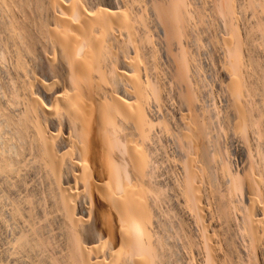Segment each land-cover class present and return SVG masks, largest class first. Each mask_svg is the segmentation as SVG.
Returning a JSON list of instances; mask_svg holds the SVG:
<instances>
[{
	"label": "rangeland",
	"instance_id": "374dc122",
	"mask_svg": "<svg viewBox=\"0 0 264 264\" xmlns=\"http://www.w3.org/2000/svg\"><path fill=\"white\" fill-rule=\"evenodd\" d=\"M85 1L86 0H84L83 2H80V4L85 3ZM89 1L90 0H87V2H89ZM91 1H94V2L96 1V3H97V2H100L102 0H100V1L99 0H91ZM122 1L123 0H119V1L117 0V3H120L119 7L121 6L120 7L121 9H126L127 13H129L128 15L130 16L131 19H135L136 22L138 21L137 24L134 22V24H135L134 29L136 28V30H133V35L135 33L134 36L137 35L136 37H138L139 39L138 38L136 39V37H135L134 41L140 40L137 42V44L139 42H144L143 39L145 37H143L142 33L145 32L146 33L145 35H147V37L145 38L146 41L144 43H141V44L139 43V44H140V46L142 45L144 48L147 46L146 48H148L149 50L147 49V51H143V50H146V48L143 49V47H139V44L138 45L136 44L138 46L139 51H138V49L134 48L138 51V53L141 52V53H139L140 54L139 58H140L141 62H140V60H138V62H137V60L135 59V58H138L137 56H139V55H137V53H136L137 56L135 55V53L133 52L134 49H132V47L129 50L127 49V53L130 50H132L129 52L130 55L129 54L127 55V58H128L127 60H129L128 61L129 64L132 63L130 65V67L132 66L131 70L133 71V69H134V71L132 73L134 75H136V78L143 80L142 82H144L145 85L147 86L146 87L143 84V87H145L144 89L145 90L147 89L148 91H147V93L145 91V93H146L145 97H144L145 101L142 100L141 104H143V102L146 104V105L143 104L142 109H143L144 113L148 110L145 114H146V116L149 117V118L147 117L149 120L151 119V122H152L151 123L152 126L150 125L152 130L149 129L151 132L149 131V134H148L149 139L147 138L148 140H146L145 141L146 143L143 144V146L146 145L144 149H145V151H147V153L144 151L143 148H142L143 149L142 151L140 150L141 147H139L137 141H133V140H136V139H133V132H132L133 128H131V129L128 128L129 131L126 130V132H125V135L127 137L126 144H128L129 142L132 144V142H134L132 145L136 144L137 146L135 145V146L131 147L132 145L128 144L127 151L125 153L126 155H123V156H124V158H126L128 156L127 157L128 161H125V162L129 163V165H128L129 167L132 166V164H130V162H131L130 157L133 155L132 152L133 151L135 152V150H137V149H139V151H140V152H138V150H137L136 151L137 154L140 153V154H143L144 156H146L147 158H148V156L150 157V163H152V164L149 163L150 164L149 170L151 171L150 173L152 176V182L147 184L148 186L145 189V191L143 192V194L145 193L146 196L144 197V195H143L141 197H143L142 198L143 201H147V202L150 201L151 205H148V206L149 207L152 206L151 213H154L153 215L155 216V218L153 219V222L155 224L153 223V225L155 226L154 230L156 231V234L158 236V237L157 236L156 237L159 238V240H157L156 243L158 245L157 252H159L158 254L161 253L160 256H162L160 259L161 260L160 262L163 264H215L216 262H218L216 264H253V262L255 261L257 264H264V259H263L264 258V253H263L264 249L262 251L257 250L256 251L257 253H255L254 255L253 254H251V255L247 254V253H251L250 251H253V250H251L252 245L250 244L251 243L250 242V235H249L250 233L248 232L249 229H247L248 225H247V222H245L247 220V219L245 220V217L247 216V214L245 216L244 213H246V211L249 210L252 207V205L249 203V199L246 195V192L242 193L243 191H245L244 188L243 189L238 188V186L235 187V185L232 186V184H233L232 182H234L235 179H239V180L242 179L241 181H243V179L246 177L244 179V182L248 181L249 178L256 179V181H257L255 183L256 187L259 190H261V193H260V191L257 189L259 191V193L261 194L260 198L263 197L262 201H261V199H259L260 203L262 202L261 205L263 204V207H261V209L262 208L264 209V194L262 195V193H264V186H263L264 185V182H263V180H264V174H263L264 173V158H263L264 157V154H263L264 153V138H263L264 137V85H263L264 84V37H263L264 36V8L261 5V3H263L264 0H261L260 3L258 2L259 0H255L259 3L258 4L257 2H255L256 6L253 5L254 4L253 0H251V1H253V3H251L250 0H230L232 2V5H231V2L229 3V8L232 7L230 9V10H232L231 13L229 12L228 9H226L228 4L225 3V2H229V0L228 1L227 0H215L216 2H214V0H211V3L213 2V4H214L213 7H212V4H210V2L208 3V5L206 4L210 0H208V1L207 0L206 1L205 0H180L179 6L182 7V11L184 13L183 14L184 15L183 21L185 20L184 22L182 21V24L184 27L183 28L184 32L182 33L183 35L180 37L181 39L179 37H175L176 38V39L174 38L175 40L173 38H170V39H172L171 41H170L169 37L165 38L167 35H163L164 33L162 32V28H161V25L159 22H161L162 26L167 29V33H168V23H167L168 18L163 13L161 6H163L164 4L167 5L169 3L168 1L172 2V0H164L163 3H162V0L161 1L160 0H146V1L145 0H143V1L142 0H139V1L136 0L135 3H134L135 0H128V1H131L130 4H128L129 2L127 0L126 1L124 0L123 3H121ZM223 1H224V3H223L224 5L222 4ZM235 1H236V3H235ZM194 2H195V4H194ZM137 3H139V4H137ZM180 3H182V4H180ZM203 4H205V5H203ZM122 5H124L123 8H122ZM140 5H142V6L140 7ZM150 5H152L153 7ZM193 5H194V7H193ZM206 5H207V7H206ZM187 6H190V7L187 8ZM220 6H222V7H220ZM135 7L138 8V11L133 13L135 10ZM137 8H136V10H137ZM221 8H223V9H221ZM234 8L237 10H235ZM199 9L202 11H200ZM143 10L145 12H142ZM224 11H226V12H224ZM152 12H154V14ZM236 12H238V13H236ZM139 13H141L142 15H143V13H145L144 16H140V17H142V20L139 17V15H141ZM188 13H189V15H188ZM136 14H137V16H135ZM199 14H200V16H199ZM131 15H133L134 18H132ZM205 15L208 17H206ZM136 17H138V18L136 19ZM156 17H158V18H156ZM146 19L148 22L146 21ZM1 22H2V20H0V25H1L0 26V40H1L0 41V84H1L0 85V109H1L0 110V116H1L0 117V144H1L0 148L2 146L3 149L2 148L1 149L4 152H6L5 150L7 149L8 153H6V154L8 156H12V157L15 156V158L18 157L19 159L17 158L18 160H17V164L15 166L16 169H14V172L13 171L11 173H10V171L9 172H0L2 174V175L0 174V264H38V263L39 264H62V263L64 264L65 262H66L65 264H77L75 262V260L72 259L73 258L72 257L73 248L71 250L72 244L70 242L71 240L69 239V233H67L69 231H68L67 227H65L66 226V225H64L65 223L61 220V216H60L61 213L59 212L60 206L58 208V205H59L58 204L59 203L58 198L54 199L56 192L53 188L51 180L48 177H45V176H47L46 172H44L45 171L44 168L41 165H39L40 162L35 159V157H36L34 154L35 152L33 150H31L32 149L31 147L26 146L28 149L30 148L29 150H26V147H23V149L25 148L24 152H23L24 154L22 153L19 156H17L18 151H19V145L18 144L20 143V141H19V138H18L17 133L15 131L16 129L13 127V125H11L12 123L8 122L7 116L3 115L5 112L6 113L8 112L7 113L8 118H10V116L12 115L14 117L12 118V116H11V118L14 122H17L19 120L18 119L19 115H20L19 112H21L20 110L22 108V105H21L22 103L20 101H22V99H23L22 98L23 96H21V94H23L27 90L24 86L25 81H23V79H24V77L22 76L23 73L19 69V67L17 68V66H16L17 64H16V62H14L16 60L15 57H13L11 55L10 51L8 52V50L10 48L7 47L8 46L7 35H6L7 32H5L6 30L3 29L4 26ZM139 22L141 24H147L148 27H146L145 25L139 24ZM144 26L146 27V29L145 28L142 29L143 31L141 29H139V28H142ZM158 26H160V29ZM234 27H235V29H234ZM147 28H148V30H147ZM137 29L141 30L140 32L138 31L140 33V35L137 32ZM149 29H151V30H149ZM146 30H147V32H146ZM148 31L151 33H149ZM185 31H187V32H185ZM233 32H234V34H233ZM2 33H4V34H2ZM231 33L233 35H231ZM235 35H236V37H235ZM232 37H234V38H232ZM147 38H148V40H147ZM150 39H152V41ZM216 39L219 41L216 42ZM231 39H232L233 43L231 42ZM236 39H239L240 41L236 40ZM233 40H236V44H237V42L239 43L238 45L240 46V49H241V50H239L240 57H239V64H238L239 67L237 66V68H236L237 73H235L236 70L229 68L230 64H228L224 60L225 63L227 64V66H226L227 69L229 68L233 72L230 71L229 69L225 70L226 67L224 66L225 67V69H224V67H223L224 61L222 60V58L225 56V53L227 51H233V50L229 49L228 47H226V45L228 46L229 44L233 45L235 47L236 44H234L235 42ZM131 41L133 44L132 39H131ZM214 42H215V44H214ZM132 44H129V45L137 47L135 44L134 45H132ZM10 45H12V44H10ZM164 45H165V47H164ZM230 45H229V47H230ZM216 47H217V49H216ZM238 47H237V49H238ZM219 48L223 49V50L221 51ZM140 49L142 51H140ZM235 50H236V47H235L234 51ZM131 53L132 54L134 53V55H132ZM147 54H149V55H147ZM219 54H222L223 56L219 55ZM141 55L143 57H141ZM129 56L134 57V58H131V59H133L132 61L129 59ZM149 57H151V58H149ZM182 57H184V58H182ZM220 57H221V59H220ZM141 58H143V59H141ZM146 58L148 60H150L149 61L150 63H148V60L146 61ZM134 59L136 60V62ZM156 59H157V61H156ZM13 62L15 63V65L13 64ZM137 63H138V65H139V63H142L143 66L140 64V66H141L140 67L137 65ZM172 63H174L175 65ZM2 64H4V65H2ZM144 65L146 66L145 68H144ZM137 66L142 69V71H140L141 69L139 70V73L136 72L137 68H138ZM151 66H152V68H151ZM230 67H232V66H230ZM14 68H16V69H14ZM146 68H148L149 71ZM13 70L14 71L16 70V73ZM145 71H147V72H145ZM150 71L154 72V73H151ZM224 71H226V72L228 71V72L226 73ZM238 71H240V72H238ZM18 73H20V74L22 73L21 76ZM143 73H146V74H143ZM233 73H235V75H238V74L240 75V77H239V75L236 77L238 80L240 79L241 81H245V82H241L242 84L239 82L238 83H239V85L241 84L240 87L242 88V91H243V99L245 98L244 103L248 101L247 103H245L246 105H244V106L246 109L249 107V109L252 112L251 117L254 118L253 121H254L255 127L253 125L252 130L254 132L252 131L250 133V141L248 142L247 139L245 141L246 137L243 140V143H245L246 146L248 144L252 146V148H250V149L252 151L251 153L254 156L252 154H250V155H252L251 157H253L252 158L253 161L250 158V161L252 162L251 165L249 164L250 162L247 161L248 159H246L240 152H238L239 145H237V144H239V143L236 142V140H235L236 128L233 129V127H236V125H235L236 120H234V118H233V114H232L233 110H232V107L229 103V97H228V95H229L228 92H230L229 90L231 89L228 83L230 82V79L235 78ZM199 76H200V78H199ZM15 77H16V79H14ZM19 78H20V80H19ZM174 79H175V81H174ZM227 79H229V80L227 81ZM235 79H233L231 81L234 82ZM150 80H151V82L153 80V82L151 83ZM181 80H183V81H181ZM17 81H18V83L20 81L21 82L19 84L17 83V85H16ZM6 82H8V83H6ZM172 82H174V83H172ZM21 83L23 85H21ZM180 83H181V85H180ZM189 83H191V84H189ZM173 84H175V85H173ZM223 84H224V86H223ZM242 85H244V86L242 87ZM156 87L159 90L156 89ZM226 88H228V89H226ZM252 88H254V89H252ZM152 89H155L156 93H155V90H152ZM21 90H22V93L20 92ZM155 94L157 95V97L158 96L159 97L157 98ZM129 97L131 98V99L129 98L130 101L134 100L133 97H131V96H129ZM196 100H197V102H196ZM155 101H157V102H155ZM16 102H17V105H16ZM158 103L160 104V106ZM191 110H192V112H190ZM210 113H211V115H210ZM134 116H136V115H134ZM136 117L139 118L138 115ZM137 118H135L136 121L134 118H133L134 120L132 118H131V120H133V122L136 123ZM173 118H175V119H173ZM16 119H18V120H16ZM131 120H130V122H131ZM164 121H166V122H164ZM234 121H235V123H234ZM135 123H133V124H135ZM180 123H182V124H180ZM131 124L132 123H130V126L133 127L134 125H131ZM214 125H216V126L214 127ZM234 131H235V133H233ZM131 132H132V136H131V134H129ZM134 133H136V132H134ZM128 134L130 135V137L128 136ZM233 134L235 136H233ZM161 135H163V136H161ZM16 138H18V139H16ZM248 138H249V136H248ZM130 139L132 142L130 141ZM199 141H200V143H199ZM234 145H236V146H234ZM251 146H249V147H251ZM10 147H11V151H10ZM128 148H130V150H128ZM155 148H157V149H155ZM30 150L32 152H29ZM137 154L134 153V155H137ZM24 155H26V156H24ZM261 157H262V159H261ZM29 158H30V161H33V160L34 161L33 162H29V160L27 161V159H29ZM151 158L153 159V161ZM170 158H172L173 160ZM186 158H188V159H186ZM211 160H212V162H210ZM187 161L189 163H191V162L192 163L189 164ZM23 163L25 164V166ZM187 163L191 166L192 175L194 174V171H193L194 169H195V175L197 174L196 178H195L196 182H195L194 177L192 176V178L194 180V188L196 189L197 192L194 189L192 192V190H191L192 187L190 185H188L189 183H188V181H186L188 179L187 176L189 174L187 173V171H185V168H183V167L189 166V165H187ZM228 163H229V165H228ZM18 164H19V166H18ZM193 164H194V166H193ZM22 165L24 166V168H22ZM26 165H28V166H26ZM250 166H252V167H250ZM155 167L157 169H155ZM198 167H199V169H198ZM37 168H38V170H37ZM42 168H43V170H42ZM131 168L132 167H130L128 170V171H130V175L132 173L130 170ZM196 169L198 171L199 170H201V171L198 172V171H196ZM18 170H19V172H18ZM253 171L257 172L258 176ZM246 172H248V173H246ZM259 173H260V175H259ZM186 174H188V175H186ZM233 174H234V176H233ZM254 174H255V176H253ZM261 174L263 175V177ZM161 176L163 179L161 178ZM235 176H237V177L235 178ZM132 177H134L133 173H132ZM259 177L260 178L262 177V179H259ZM232 178L233 179L235 178V179L233 180ZM241 181H239L240 184H241ZM244 182H242V183H244ZM258 182L259 183L263 182V185H261V183L259 184ZM49 183L52 186L49 185ZM230 183H232L231 186H230ZM259 185H260V187H259ZM197 186H199V187H197ZM233 187H235V188H233ZM97 188H98V186H97ZM165 188H167V189H165ZM228 188H230V190ZM214 189H215V191H214ZM239 189L240 190L242 189L243 191H240ZM186 190L188 192H186ZM234 190H236V191H234ZM52 191H54V193H52ZM148 191H149V193H148ZM33 192H35V193H33ZM132 192H134L133 187H132ZM164 192H166V193L164 194ZM216 192H217V194H216ZM231 192H233V193H231ZM189 193H191L192 195ZM127 194L130 195L131 193L129 194L128 192H126L125 196ZM45 195L47 197H45ZM189 195H191V198H189L190 197ZM193 196L195 197L196 200L194 199ZM198 196H200V197H198ZM158 197H159V199H158ZM192 199H193V201H192ZM193 202H194V204H193ZM191 203H192L193 207L191 206ZM227 203L231 204V205H228ZM147 204H149V203H147ZM195 205H197V206H195ZM226 205H228V206H226ZM182 206H185V207H182ZM229 206H231V208ZM225 208H226V212L228 210V213L224 212L223 209H225ZM250 210H251V212H249V213L247 211L248 214L252 213L253 207ZM230 211H232V212L230 213ZM200 216H201V218H200ZM203 217H204V220H203ZM203 222H205V223H203ZM244 223H245V226H244ZM154 226H153V228H154ZM204 226H205V228H204ZM246 229H247L248 233H245ZM258 229H260V228L258 227L257 230ZM180 233L181 234L183 233V235H182L183 237L181 236ZM64 234H65V236H64ZM179 235H180V237H179ZM246 235L249 237L246 238ZM248 240H249V242H247ZM68 242H69V244H68ZM192 242L195 244H192ZM242 242L244 243L245 246L242 245L243 244ZM109 245H111L108 248L109 252H111L110 255L114 258V254H115L116 249L113 247L111 242L109 243ZM214 245H215V248H214ZM250 245H251V248L249 247ZM69 246H71V247L69 248ZM54 247H55V249H53ZM111 247H113V249H115V250L110 251ZM216 247H218V248H216ZM200 248H201V250H200ZM236 248H238L239 250ZM243 248H244V250H243ZM108 249L106 250L107 252H108ZM188 249H189V251H188ZM210 249L212 250V252H214L213 253L214 255L212 254V252L210 253V251H211ZM247 249H249L250 251L246 252ZM192 250H193V252H192ZM215 250H217V251H215ZM42 251L44 254H42ZM51 251H52V253H51ZM256 254H258L256 256L257 259H255ZM127 255L121 256L123 258L126 257L125 259H127V260L124 259L123 260L124 262L122 260L121 261L124 264H127V263L131 264V262H129L130 258L127 257ZM189 256H190V258H189ZM249 256H252L251 257L252 260H254V259L255 260L253 262L250 261L251 258H249ZM123 258H121V259H123ZM211 258H212V260H211ZM55 260H56V262H55ZM68 260H69V263L67 262ZM188 260H189V262H188Z\"/></svg>",
	"mask_w": 264,
	"mask_h": 264
},
{
	"label": "bare ground",
	"instance_id": "6f19581e",
	"mask_svg": "<svg viewBox=\"0 0 264 264\" xmlns=\"http://www.w3.org/2000/svg\"><path fill=\"white\" fill-rule=\"evenodd\" d=\"M79 1L80 0H0V20H2L1 23L4 26L3 29L6 30L5 32H7V34H6L7 35V41H8L7 47L10 48L8 50V52L10 51L11 55L13 57H15L16 60L14 59L15 60L14 62H16V64H17L16 66H17V68L19 67V69L22 71L23 74L22 73L21 74L24 77L23 81H25L24 86L27 90L23 94H21V96H23L22 97L23 99H22V101H20L22 103L21 104L22 108L20 110L21 112H19L20 113L19 118H18L19 120L16 119L18 121L14 122L12 120V118L14 116H12V115H11L12 118L10 115H9L10 118H8V114H7L8 112L7 113L5 112L3 115L7 116L8 122L12 123L11 125H13V127L16 129L15 131H16L17 136H18L19 141H20V143L18 144L19 145V151H18L17 156H19L20 154H22L24 152L25 148L23 149V147H26V146L31 147L32 148L31 150H33L35 152L34 153L36 156V157L34 156L35 159L40 162L39 165H41L45 170L44 172H46L47 176H45V177H48L51 180L53 188L56 192L55 193L56 195L54 194L55 195L54 199L58 198V202H59L58 208L60 206L59 212L61 213V215H60L61 220L65 223L64 225H66L65 227H67V229L69 231L67 233H69V239L71 240L70 242L72 244V247L69 246V248L71 247V250L73 248V250H72V252H73L72 257L73 258L72 259H74L77 264H122L124 262L123 260L126 257L123 258L121 256H126L127 254L129 255V256L127 255V257L130 258L129 262H131V264H163L160 262L161 261L160 259L162 257V256H160L161 253L158 254L159 252H157L158 245L156 242H157V240H159V238H157L158 236L156 234V231L154 230L155 226L153 225V223H154L153 219L155 218V216L153 215L154 213H151L152 206L149 207L148 205H151L150 201L149 202L143 201V199H142L143 197H141L143 195H144V197L146 196L145 193L143 194V192L147 188V186H148L147 184L152 182V176L150 173L151 171L149 170L150 169L149 165L152 164V163H150V157L148 156V158H149L148 159L143 154H140V153L137 154L136 151L138 150V152H140L139 149L135 150V152L134 151L132 152L133 157L132 156L130 157V160H131L130 164H132V166H130V167H132L130 170L134 176V177H132V173L130 175V171H128L130 168L128 166L129 163L125 162V161H128L127 160L128 156L126 158H124V156H123V155H126L125 153L127 151L128 144H131L130 142L128 144H126L127 137L125 135V132H126V130L129 131L128 128L134 129V130L132 129L133 139H136V140H133V141H137L139 147H141V149H140L141 151L146 146V145L143 146V144H145L146 143L145 141L149 139V136H148L149 131L152 130L150 127V125L152 123L151 119L149 120L148 119L149 117L146 116V114H145L148 110L144 113L143 109H142L143 104L144 105H146V104L144 102H143V104H141L142 100L145 101L144 97H145V94L147 93L148 90L144 89L145 87H143V84L145 85V83L142 82L143 80L136 78V75H134L132 73L134 71V69H133V71L131 70L132 66L130 67V65L132 63L129 64V62H128L129 60H127L128 59L127 55L128 54L130 55L129 52L132 51V50H130L127 53V49L129 50V49H131V47H132V49H134V48L138 49L137 45L139 43L140 44L144 43L146 41L145 38L147 37V35H145L146 34L145 32L142 33L143 37H145L143 39L144 42H139L137 44V42L140 40L134 41L135 37L137 36V35L134 36L135 33L133 35V30H136V28L134 29V27H135L134 22L137 24L138 21L136 22L135 19H131L130 16L128 15L129 13H127L126 9H121L120 8L121 6L119 7L120 3H117V0H102V1L99 0L100 2H97V3H96V1L94 2V1L90 0L89 2H87V0H86L85 3H83V4L81 3L82 5L80 4V2H83L84 0L83 1L81 0L80 2ZM123 1L121 3H123ZM163 1L164 0H162V3H163ZM253 1H254L253 5L256 6L255 2H257V1H255V0H253ZM253 1H251V3H253ZM128 2H127L128 4L131 3V1H128ZM135 2H136V0L134 1V3ZM168 2H167L168 3L167 5L164 4L163 6H161L163 13L168 18L167 19L168 20L167 21L168 33H167V29L162 26L161 22H159V23L161 25L162 32L164 33L163 35H167L165 38H167V37H169V39L170 38L174 39L175 37L180 38L183 35L182 33L184 32L183 31L184 27L182 24V21L184 18V15H183L184 13L182 11V7L179 6L180 0L179 1L178 0H172V2H170V1H168ZM209 2H210V4H212V7H213L214 4H213V2L211 3V0L208 1L206 4L208 5ZM214 2H216V1L214 0ZM230 2L231 1L229 0V2H225V3L228 4L226 9H228L229 12L231 13L232 10H230V9L232 7L229 8ZM258 2L260 3L261 0H259ZM223 3H224V1L222 2V4ZM235 3H236V1H235ZM137 4H139V3H137ZM180 4H182V3H180ZM194 4H195V2H194ZM203 5H205V4H203ZM207 5H206V7H207ZM231 5H232V2H231ZM261 5L264 8V1H263V3H261ZM123 6L124 5H122V8H123ZM141 6L142 5H140V7ZM150 6H152V5H150ZM188 7H190V6H187V8ZM193 7H194V5H193ZM220 7H222V6H220ZM136 8L137 7H135V10L133 13L138 11V8H137V10H136ZM221 9H223V8H221ZM235 10H237V9H235ZM200 11H202V10H200ZM142 12H145V11L143 10ZM224 12H226V11H224ZM152 13L154 14V12H152ZM236 13H238V12H236ZM139 14H141V13H139ZM144 15H145V13H143V15L142 14L139 15V17L144 16ZM188 15H189V13H188ZM135 16H137V14ZM199 16H200V14H199ZM131 17L134 18L133 15H131ZM158 17H156V18H158ZM206 17H208V16H206ZM137 18L138 17H136V19ZM140 18L142 20V17H140ZM146 21H147V19H146ZM140 22H139V24H141ZM141 25H145L146 27H148L147 24H141ZM145 26L142 28H139V29H141V30L144 28L146 29ZM158 27L160 29V26H158ZM139 29H137V32L141 31ZM234 29H235V27H234ZM147 30H148V28H147ZM147 30H146V32H147ZM149 30H151V29H149ZM185 32H187V31H185ZM149 33H151V32H149ZM2 34H4V33H2ZM233 34H234V32H233ZM233 34L231 33V35H233ZM139 35H140V33H139ZM235 37H236V35H235ZM137 38L138 37H136V39ZM232 38H234V37H232ZM131 39L133 40V44H132ZM147 40H148V38H147ZM150 40L152 41V39H150ZM171 40L172 39H170V41ZM236 40H239V39H236ZM236 40H233L235 42L234 44H236ZM217 41H219V40L216 39V42ZM231 42H232V39H231ZM10 44H12V45H10ZM129 44H132V45L137 44L136 45L137 47L131 46ZM140 44H139V47H143L142 45L140 46ZM214 44H215V42H214ZM238 44L239 43L237 42V44L235 45V47H236L235 51H234L235 47L233 45L229 44L231 48L229 47V45L228 46L226 45V47H228L229 49H231L233 51H227L226 50L227 48H226L225 50L227 52L225 53V56H224L225 58L224 57L222 58L223 61L225 60L228 64H230V66H232V67L229 66V68L236 70L235 73H237V69H236L237 66L239 67V65H238L239 64V57H240L239 50H241L240 46ZM165 45H164V47H165ZM237 47H238V49H237ZM145 48L143 47V49H145ZM136 49H134L133 52L135 53V55H136V53H137V55H139V56L136 55L138 58H135L138 62V60H140V58H139L140 54L139 53H141V52L138 53L139 49H138V51ZM141 49H140V51L143 50V49L142 50ZM147 49L148 48H146V50H143V51H147ZM216 49H217V47H216ZM220 50L222 51L223 49H220ZM134 53L133 54L131 53V54L134 55ZM147 55H149V54H147ZM219 55H222V54H219ZM141 57H143V56L141 55ZM221 57H220V59H221ZM131 58H134V57L129 56V59L132 61L133 59H131ZM149 58H151V57H149ZM182 58H184V57H182ZM141 59H143V58H141ZM136 60H135V62H136ZM147 60L148 59L146 58V61ZM149 61L150 60H148V63H150ZM156 61H157V59H156ZM225 61L223 63V67L227 66ZM14 62H13V64L15 65ZM140 62H141V60H140ZM140 64L143 66L142 63H139V65L137 63L138 66H140ZM172 64H174V63H172ZM2 65H4V64H2ZM140 67H138L139 69L137 68L136 72L139 73V70L141 69ZM145 67L146 66L144 65V68ZM225 67H224V69H225ZM151 68H152V66H151ZM14 69H16V68H14ZM146 69H148V68H146ZM228 69L226 67L225 70H228ZM229 70L232 71L231 69H229ZM140 71H142V69ZM148 71H149V69H148ZM14 72L16 73V70ZM145 72H147V71H145ZM224 72H226V71H224ZM238 72H240V71H238ZM151 73H154V72H151ZM235 73H233V74L236 78L239 74L235 75ZM18 74H20V73H18ZM21 74H20V76H21ZM143 74H146V73H143ZM239 77H240V75H239ZM199 78H200V76H199ZM235 78H233V79H235ZM14 79H16V77ZM229 79H227V81ZM233 79H230V82L228 83L230 88H231L229 90L230 92H228L229 103H230L232 110H233V113H232L233 118H234V120H236V123L234 121L236 127H233V129L236 128V133H235V131L233 132V133H235L236 136L234 134H233V136H235L236 142L239 143V144H237V145H239V148L237 147L238 152H240L246 159H248L247 161L250 162L249 164L251 165L252 162L250 161V158L252 160L253 157H251V156L253 154L251 153L252 151L250 148H252V146L249 144L248 145L251 147H249L248 145L246 146L245 143H243V140L246 137L245 141H246V139L248 142L250 141V133L253 131L252 127L254 125V121H253L254 118L251 117L252 112L249 109V107L247 106L248 107L247 108L248 110H247L244 106V105H246L245 103H247L248 101L246 100L247 102L244 103L245 98L243 99V91H242V88L240 87V85L242 84L241 82H245V81H241L240 79H239L240 80L239 81L236 78L235 79L236 81L234 80V82H233V81H231ZM19 80H20V78H19ZM174 81H175V79H174ZM181 81H183V80H181ZM150 82H151V80H150ZM152 82H153V80H152ZM238 82L241 84L239 85ZM6 83H8V82H6ZM17 83H18V81L16 82V85H17ZM172 83H174V82H172ZM189 84H191V83H189ZM21 85H23V84L21 83ZM173 85H175V84H173ZM180 85H181V83H180ZM244 85H242V87ZM223 86H224V84H223ZM228 88H226V89H228ZM156 89H158V88L156 87ZM252 89H254V88H252ZM152 90H155V89H152ZM145 91H146V93H145ZM20 92L22 93V90ZM155 93H156V90H155ZM129 96L133 97L134 100H131L132 102L129 100V98H130ZM156 97H157V95H156ZM155 102H157V101H155ZM196 102H197V100H196ZM16 105H17V102H16ZM159 106H160V104H159ZM190 112H192V110ZM134 115H136V116L138 115L139 118H137ZM210 115H211V113H210ZM131 118L132 119L137 118V122L136 123L133 122L134 119L131 120ZM173 119H175V118H173ZM130 120H131V122H130ZM135 121H136V119H135ZM164 122H166V121H164ZM130 123H132L131 125H134V126L133 127L130 126ZM133 123H135V124H133ZM180 124H182V123H180ZM215 126L216 125H214V127ZM254 127H255V125H254ZM132 132L129 133V134H131V136H132ZM134 132H136V133H134ZM129 134H128V136L130 137ZM163 135H161V136H163ZM248 136H249V138H248ZM18 138H16V139H18ZM130 141H131V139H130ZM133 143L134 142H132V144ZM199 143H200V141H199ZM135 145L136 144L132 145L131 147H133ZM234 146H236V145H234ZM27 147H26V150H29L30 148L28 149ZM1 148H2V146H1ZM1 148H0V172H9V171H10V173L12 171L14 172V169H16L15 166L17 164V160L19 158L17 157L18 158L17 159V158H15V156H13V157L8 156L6 154V153H8L7 149L5 150L6 152H4L2 150L3 148L2 149ZM155 149H157V148H155ZM31 150L29 152H32ZM128 150H130V148H128ZM10 151H11V147H10ZM144 151H145V149H144ZM145 152L147 153V151H145ZM134 153L137 155H134ZM250 154H252V155H250ZM24 156H26V155H24ZM170 159H172V158H170ZM186 159H188V158H186ZM261 159H262V157H261ZM28 160H29V162L34 161V160L30 161V158L27 159V161ZM152 161H153V159H152ZM210 162H212V160ZM188 163H187V165L191 164L192 162L189 164ZM28 165H26V166H28ZM228 165H229V163H228ZM18 166H19V164H18ZM24 166H25V164H24ZM24 166L22 165V168H24ZM193 166H194V164H193ZM199 167H198V169H199ZM250 167H252V166H250ZM43 168H42V170H43ZM183 168H185V171H187V173L189 174V175L186 174V175H188L187 176L188 179L187 180L185 179V180L188 181V183H189L188 185H190L192 187V189H191L192 192H193V189L196 191V189L194 188V180L192 178V176L194 177V179L196 178L197 174L195 175V169L193 168L194 174L192 175L190 165L187 167L184 166ZM155 169H157V168L155 167ZM37 170H38V168H37ZM196 171H198V170L196 169ZM199 171H201V170H199ZM18 172H19V170H18ZM253 172H255V171H253ZM246 173H248V172H246ZM255 174L257 175V172H255ZM255 174L253 176H255ZM259 175H260V173H259ZM233 176H234V174H233ZM236 177L237 176H235V178ZM262 177H263V175H262ZM262 177L261 178L259 177V179H262ZM161 178H162V176H161ZM244 179H243V181H241L242 179H240V180L235 179L234 182H232L233 184L230 183V186L232 184V186L235 185V187L238 186V188H242V189L244 188L245 191H243L242 189L241 190L239 189V190L243 191L242 193L246 192V195L249 199V203L253 207V211L251 214H248V213L251 212L250 209L252 207L249 210H247L248 213H247V211H246V213L243 212L245 216L247 214V216H246L247 218L244 215L243 216L245 217V220L247 219L245 222H247V225H248L247 229H249L248 232L250 233L249 234L250 235V242H251L250 244L252 245L251 250H253V251L249 250L251 248V245H250L249 246L250 248L247 249L246 252L250 251L251 253H247V254L248 255L249 254L254 255L255 253H257L256 252L257 250L262 251L264 249V211H263L264 209L263 208L261 209V207H263V204L261 205L262 202L260 203V201H259V199H261V201H262L263 197L261 196L262 198H260L261 190H259L256 187V184H255L257 182L256 179L249 178L248 181L245 180L246 182H244ZM239 181H241L242 185L239 183ZM195 182H196V179H195ZM242 182H244V183H242ZM263 182H264V180H263ZM263 182H260L261 185H263ZM49 185H51V184L49 183ZM97 186H98V188H97ZM132 187L134 188V192H132ZM197 187H199V186H197ZM235 187H233V188H235ZM259 187H260V185H259ZM167 188H165V189H167ZM215 189H214V191H215ZM228 189L230 190V188H228ZM257 189L260 191V193ZM149 191H148V193H149ZM234 191H236V190H234ZM126 192H128L129 194L131 193V194L130 195L127 194L125 196ZM186 192H188V191L186 190ZM33 193H35V192H33ZM52 193H54V191H52ZM165 193L166 192H164V194ZM191 193H189V194H191ZM231 193H233V192H231ZM216 194H217V192H216ZM263 194L264 193H262V195ZM191 195H189L190 196L189 198H191ZM45 197H47V196L45 195ZM198 197H200V196H198ZM158 199H159V197H158ZM194 199H195V197H194ZM192 201H193V199H192ZM146 202L149 204H147ZM193 204H194V202H193ZM228 205H231V204H228ZM228 205H226V206H228ZM191 206H192V203H191ZM195 206H197V205H195ZM182 207H185V206H182ZM229 207L231 208V206H229ZM223 210H224V212H226V208ZM231 212L232 211H230V213ZM226 213H228V210ZM200 218H201V216H200ZM203 220H204V217H203ZM203 223H205V222H203ZM153 226H154V228H153ZM244 226H245V223H244ZM258 227L260 228V229H258L259 231L257 230ZM204 228H205V226H204ZM247 229H246L245 233H248ZM182 235H183V233L181 234V236ZM64 236H65V234H64ZM179 237H180V235H179ZM247 237H249V236L246 235V238ZM109 241L111 242L113 247L116 249L115 254H114V258L110 255L111 252H109V249H108L109 246H111V245H109V243H110ZM247 242H249V240ZM68 244H69V242H68ZM192 244H195V243L192 242ZM242 245H244V243ZM113 247H111L112 249L110 248V251L115 250V249H113ZM214 248H215V245H214ZM216 248H218V247H216ZM53 249H55V247ZM107 249H108V252L106 251ZM236 249H238V248H236ZM200 250H201V248H200ZM243 250H244V248H243ZM188 251H189V249H188ZM215 251H217V250H215ZM192 252H193V250H192ZM211 252H212V250L210 251V253ZM51 253H52V251H51ZM213 253L214 252H212V254ZM42 254H44L43 251H42ZM257 255L258 254L255 255V259H257L256 258ZM251 257L252 256H249V258H251ZM121 258H123V259H121ZM189 258H190V256H189ZM125 260H127V259H125ZM211 260H212V258H211ZM254 260H252V258L250 259V261H252V262ZM55 262H56V260H55ZM67 262L69 263V260ZM188 262H189V260H188ZM216 263H218V262H216ZM255 263L256 262L254 261L253 264H255Z\"/></svg>",
	"mask_w": 264,
	"mask_h": 264
}]
</instances>
